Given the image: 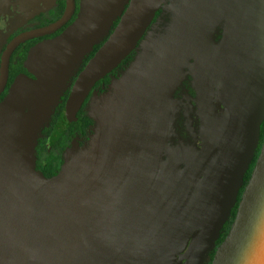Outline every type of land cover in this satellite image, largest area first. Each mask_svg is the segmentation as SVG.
<instances>
[{
	"label": "rangeland",
	"instance_id": "obj_1",
	"mask_svg": "<svg viewBox=\"0 0 264 264\" xmlns=\"http://www.w3.org/2000/svg\"><path fill=\"white\" fill-rule=\"evenodd\" d=\"M121 1L78 0L72 25L31 50L34 79L0 104V264H179L197 228L182 264L207 262L264 117V0H169L134 60L90 98V141L46 180L41 130ZM54 2L0 0V50Z\"/></svg>",
	"mask_w": 264,
	"mask_h": 264
},
{
	"label": "water",
	"instance_id": "obj_2",
	"mask_svg": "<svg viewBox=\"0 0 264 264\" xmlns=\"http://www.w3.org/2000/svg\"><path fill=\"white\" fill-rule=\"evenodd\" d=\"M166 1L129 0L113 32L74 80L57 119L61 130L78 123V114L95 86L119 68L137 49ZM64 2V12L56 22L44 28L22 32L7 43L0 56V97L7 87L10 59L16 49L27 42L55 35L72 20L76 1ZM221 92L222 87L218 84L214 90V101L219 111L223 110ZM203 233L202 228L193 231L178 257L179 264L190 258ZM211 264H264V140L234 220L225 239L216 249Z\"/></svg>",
	"mask_w": 264,
	"mask_h": 264
},
{
	"label": "trees",
	"instance_id": "obj_3",
	"mask_svg": "<svg viewBox=\"0 0 264 264\" xmlns=\"http://www.w3.org/2000/svg\"><path fill=\"white\" fill-rule=\"evenodd\" d=\"M55 4L54 6L48 10L45 13H39L33 18L29 19L26 21L27 29L21 30L17 34L12 33L11 35L8 36L6 39L5 44L2 46L0 50V56L1 53L3 52L5 46L7 43L12 40L15 36L18 34L25 32V31H30L33 29H39V28H44L47 27L54 22H56L63 14L64 9H65V2L64 0H54ZM76 1V11L75 15L72 18V20L63 28L61 29L58 33H56L53 36L50 37H45L42 39H37L33 40L30 42H27L20 47L16 49V51L13 53L11 59H10V66H9V81L7 84V87L5 89V92L1 95L0 97V104L4 101V99L7 97V94L11 87L14 85L16 80L18 78H26L29 80H33L34 77L32 74L28 71L27 69V61L29 58V54L33 48L36 47L37 44L41 43L42 41L50 40L53 38H56L60 35H62L74 22L77 14H78V5ZM168 2V0H167ZM166 2V3H167ZM129 0H123L121 1L120 5V11L116 18L113 20L110 29L107 33V35L104 37V39L97 45L93 46L89 53L86 55L84 58L82 65L80 66L79 70L76 72V74L68 81L67 88L63 92L59 103L55 107L53 114L51 116V119L49 121V124L41 130L40 138L36 142L35 146V166L36 169L41 173L43 178L46 180L52 179L56 176L61 171V168L64 166V157L66 152L70 149L72 145H77L79 147H82L86 145L90 141V137L92 135L93 127H94V121L93 119L87 114L86 108L88 106V102L90 98L92 97L94 92L98 93H103L105 92L109 85L112 77L115 76L116 73H118L124 66H127L130 64L134 58H135V52L138 49L140 43L145 39L146 35L150 31V29L156 24V22L160 19L163 9L166 7V4L162 7L161 11L158 13L157 17L155 18L154 22L146 32L145 36L143 39L140 41L137 49L120 65L119 68H117L111 75L107 76L103 81L99 82L91 94L89 95L88 99L85 101L81 111L78 114V123L73 124L70 128L66 130H61L58 125H57V119L58 116L69 96V92L71 89V86L76 79L77 75L79 72L84 68L85 64L89 61L90 58L93 57V55L97 52V50L101 47V45L107 40L109 35L113 32L115 26L117 25L120 17L124 13L126 7L128 6ZM30 26V28H28ZM32 26V27H31ZM182 121V119H180ZM179 121V120H178ZM192 123L194 122L191 119ZM196 125L195 123H193ZM58 129L61 132L60 136H57L53 141L49 140L52 132L54 130ZM193 133V131H191ZM193 138V137H192ZM192 138H189L192 139ZM264 140V117L258 124L257 128V138H256V143L255 147L252 151V153L249 155L246 165L242 170L241 176H240V184L239 187L236 189L233 200L231 205L228 208V215L222 221V223L219 225L218 231H217V237L213 243L212 249H210L207 253V262L205 264H211L212 259L214 257V254L216 252V249L219 247V245L223 242L225 239L229 228L234 220V217L236 215L237 207L240 202L243 190L245 186L247 185L251 172L253 170V167L256 163V160L258 158V155L260 153V149L262 146ZM48 149V150H47ZM49 151V152H47ZM179 165L177 168L178 170L181 168V164L177 162Z\"/></svg>",
	"mask_w": 264,
	"mask_h": 264
},
{
	"label": "flooded vegetation",
	"instance_id": "obj_4",
	"mask_svg": "<svg viewBox=\"0 0 264 264\" xmlns=\"http://www.w3.org/2000/svg\"><path fill=\"white\" fill-rule=\"evenodd\" d=\"M169 1V0H168ZM167 2V1H166ZM166 4V3H165ZM216 88V87H215ZM185 92H187V97L190 95V90H189V88L187 89V90H185ZM213 103H215V101H214V94H213ZM186 104V101L184 100L183 102H182V105L181 106H184ZM222 105H223V103H222ZM216 107V106H215ZM179 113V117H182V119H184V117H185V113H186V110L185 111H181L180 110V112H178ZM178 117V118H179ZM195 127H196V125H195Z\"/></svg>",
	"mask_w": 264,
	"mask_h": 264
}]
</instances>
